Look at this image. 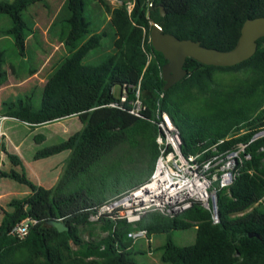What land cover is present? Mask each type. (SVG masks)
<instances>
[{"label":"trees","instance_id":"obj_1","mask_svg":"<svg viewBox=\"0 0 264 264\" xmlns=\"http://www.w3.org/2000/svg\"><path fill=\"white\" fill-rule=\"evenodd\" d=\"M42 1L0 0V14L10 20L0 33L12 37L19 56L25 53L26 33L32 32L22 13L30 4ZM96 1L108 13L114 33L112 52L96 64L82 62L88 51L99 46L105 32L89 29L87 0H65L68 14L59 22L57 38L67 55L45 81L39 105L34 107L29 95L3 102L5 115L29 127L75 115L81 128L64 141L34 151V157L39 158L71 150L52 187L36 185L21 168L1 173L21 184L27 193L2 211L0 264H137L133 259L137 250L127 237L134 228L145 230L146 237L165 234L159 256L163 263L264 264V208L256 205L264 199V36L256 39L250 57L231 66L205 65L186 57L185 75L163 90L160 67L165 59L152 48L148 35L150 24L156 22L163 32L177 38L230 50L242 22L264 16V0H131L129 10L126 0L113 7L106 0ZM3 62L0 49V84L6 79ZM215 69H243L246 75L233 84L214 85ZM123 86L128 98L138 86L144 105L141 115L130 114L126 104L123 108L108 105L117 99L113 89ZM156 106L167 113L176 128L183 155L205 160L244 145L238 152L240 165L232 183L215 191L217 221H212L207 208L192 201L174 216L159 211L144 213L134 227L123 218L100 214L96 221L105 233L83 239L81 227L91 224L90 215L118 190L94 198L88 187L74 186L76 177L89 174L92 166L102 169L106 155L118 148L127 151L130 144H139L147 159L145 175L122 184L136 187L145 181L158 154V127L153 118ZM134 136L138 142L130 139ZM7 157L12 166L21 164L17 156ZM97 173H91V181L102 178V172ZM26 216L35 220L27 234L23 238L11 235V228ZM49 217L58 218L67 229L56 230L46 223ZM190 227H195L192 243L177 245L172 241V230Z\"/></svg>","mask_w":264,"mask_h":264},{"label":"built area","instance_id":"obj_2","mask_svg":"<svg viewBox=\"0 0 264 264\" xmlns=\"http://www.w3.org/2000/svg\"><path fill=\"white\" fill-rule=\"evenodd\" d=\"M116 98L108 105L123 108L126 104L130 114H142L144 105L138 95V86L132 90L130 98L123 86L116 92ZM153 118L158 127L155 137L158 154L151 173L132 190H125L108 199L89 219H97L98 215L104 214V210H112V217L123 218L134 227L144 212L153 210L174 216L187 209L192 201H198L210 211L212 221L216 222L211 197L217 189L232 183L240 165L237 153L244 145L238 144L236 150H225L208 159L198 160L196 155L181 153L179 134L165 111H160L156 106ZM34 223L33 218L26 216L17 222L9 233L23 238L29 226ZM127 237L131 240L146 237L145 230L131 229L127 232Z\"/></svg>","mask_w":264,"mask_h":264},{"label":"crops","instance_id":"obj_3","mask_svg":"<svg viewBox=\"0 0 264 264\" xmlns=\"http://www.w3.org/2000/svg\"><path fill=\"white\" fill-rule=\"evenodd\" d=\"M63 4L65 6V0H63ZM29 6L26 9V14H27L26 21H27V25L31 28L32 32L26 33L25 35V53L23 56L17 55L16 50L13 46L12 37L8 34L0 33V49L3 50V59H4L2 68L6 71V79L4 82L0 84V159L5 160L6 164L8 165L9 163H7V158H8L7 154H12L14 156H17L21 164L14 166L16 170L18 169V167H20L22 170H24L26 177L30 179L32 182H34L36 185H40L44 188H50L55 184L58 178L57 171L55 173H52L53 167L55 168L57 166L58 158L56 160H52V158L54 157L55 159V157H58L59 155H62L61 156L62 159L69 158L71 154V150L66 149L39 158L34 157V151L38 149L39 146L46 144L47 142H54V140H58V138L59 140L64 141L69 135H71L72 133H74L75 131L81 128V123L77 120L75 115H71L55 120L53 122L43 123L34 127H29L27 123L5 115L7 108L3 104V102L15 101L16 99L20 98L21 95L31 92L33 94L37 93L39 96V103H40L41 90L45 81L51 75L54 69L58 66V64L61 62L64 56L67 55L65 46L57 38L59 22L61 19L65 18L68 14L67 9L65 8L66 9L65 15L55 22L53 28V35L55 39L58 41L59 45H61L62 48L64 49L65 54L62 57H60V59L56 63L53 62V60H50L49 62L50 65L48 66L47 74L42 78L38 76L39 71L42 68V65L40 66L35 65V63L36 62L41 63V61L39 60V56H40L39 50L42 46V40H41L42 34L37 27L36 21L33 19L32 15L28 12ZM8 26L9 24L3 26L0 25V29L6 28ZM89 29L91 30V32H98L97 30H93L92 27L91 28L89 27ZM113 39H114V33L112 30L111 47L108 50V53L105 54V56L111 53L113 50V46H112ZM98 47L99 48L101 47L100 44ZM98 47L92 50H95ZM88 52L85 54V56L82 59L83 63H85L84 62L85 59H88V55L90 56L92 54V53L88 54ZM52 53L53 52H50L47 55V57L44 59V63L50 59ZM29 69H31L32 71L29 72L28 71ZM35 78L38 79L37 83L35 82ZM35 85L37 86V88H34ZM71 119H74L76 121L75 126L77 128H74V126L68 127L69 124L68 122ZM59 124H61L60 131L48 129L50 125H59ZM18 125H21V127ZM43 129L45 130L48 129L47 135L42 133ZM36 132L38 133L36 135L35 138L36 140H35L34 138L31 137V134ZM53 144L56 143H52L50 145ZM46 160H49L51 162L45 163ZM27 166L30 168V170ZM3 177H4L3 178L4 181L6 182H2V184L0 185V218L2 211L9 209L8 204L12 200L21 198L27 193V190H25V188L21 184L15 182L13 179L12 180L14 182L9 181V179L6 176ZM115 194L117 193L115 192L112 195L114 196ZM112 195H110V197H112ZM192 228L194 229V234H195V227ZM139 239H143L142 245L146 246V251L144 254L145 257H151L153 254V250L157 248L159 249L158 258L156 259L151 257V261L153 262V264H169V263H163L159 259L160 246L163 244L165 240V234L151 233L148 237H143V238L136 237L132 240V246ZM177 245H185V244H177ZM144 262L148 263L150 262V260L144 258Z\"/></svg>","mask_w":264,"mask_h":264},{"label":"rangeland","instance_id":"obj_4","mask_svg":"<svg viewBox=\"0 0 264 264\" xmlns=\"http://www.w3.org/2000/svg\"><path fill=\"white\" fill-rule=\"evenodd\" d=\"M106 1L108 2V5L110 7H113L119 4L115 0H106ZM131 4H132L131 0L125 1V5L127 7H130ZM65 8L66 7L63 4V0H43L42 2L33 3L28 8V12L32 15L33 19L36 21L37 27L42 34V37H41L42 46L39 50V54H40L39 60L41 61V63H38V62L35 63V65H39V66L42 65V68L40 69L39 74H38V76H40L41 78L47 74L48 66L50 65L49 63L50 60H53V62L56 63L60 59V57H62L65 54L64 49L62 48L61 45H59L58 41L55 39L53 35L54 24L58 19L62 18L65 15V10H66ZM85 14L90 19V25H89L90 28L92 27L93 30H97L98 32H101V31L105 32V35L101 37V41H100L101 47L100 48L98 47L95 50H90L88 54L89 53H92V54L90 56L87 54L88 59H85L84 61L87 64H96L101 59H103V57H105V54L108 53V50L111 47L112 28L109 23L108 13L97 3L96 0H87L86 6H85ZM22 16L25 19L27 18L26 11H23ZM6 24H10V20L8 16L6 14H0V25L3 26ZM50 52H53L52 56L47 62L44 63V59L47 57V55ZM245 75L246 74L244 73L243 69H236V70L215 69L212 71V81L214 85H229V84H233L239 81ZM35 82L36 83L38 82L37 78H35ZM34 88H37V86L35 85ZM113 90H114V93L118 91L117 89H113ZM25 95H29L32 105L34 106L38 105L39 96L37 93L36 94H33L32 92L27 93V94L21 95L20 98H24ZM68 123H69L68 127L74 126V128H77L75 126L76 121L74 119H71ZM18 126L21 127V125H18ZM60 127H61V124L50 125L48 129L60 131ZM48 129L47 130L43 129L42 133L47 135ZM37 133L38 132L32 133L31 137L34 138L37 135ZM130 139L132 141L133 139L135 141L137 140L136 136L131 137ZM60 141L61 140H59L58 138V140H54V142H47L46 144L39 146V148L44 147V146H49L52 143H58ZM138 145L130 144L128 146L127 151H124L123 149L121 150V147L118 148L117 151H114L106 155L107 157L106 164L105 166H102V169L99 167L97 170H95L92 166L91 169L87 171L89 174L85 172L81 173L78 177H76L74 183L73 181L72 183L74 184V186L78 185V186L88 187L89 193L92 196L94 195V198L100 197L101 195L106 196L108 193L114 190H118L117 194L125 190H132L135 187L130 186V184L124 185L122 184V182L126 181V182L132 183L136 181L137 179H140L142 176L145 175L144 171L146 170V167H147L146 156L142 153ZM61 156L62 155H59L58 157H55V159L54 157L52 158V160H56L58 158L57 166L55 168L53 167L52 169V173H55L57 171L58 178L61 176L62 171L65 167V163L68 159V158L62 159ZM49 162L51 161L49 160L45 161V163H49ZM7 163L9 164L7 165L5 160L0 159V185L2 184V182H6L4 181L3 179L4 177L1 175V173L9 172L10 169L16 170L14 166H12L8 158H7ZM20 170H21L20 167H18L16 171H20ZM97 172H102L99 175L100 177L102 176V178H99L98 181L97 180L91 181L90 179L91 173L95 174ZM7 178L9 179V181L14 182L11 178L9 177ZM4 184H7V183H4ZM110 198L111 197L109 196L101 206H104L107 200ZM256 205L259 208H264V199H261L258 203H256ZM151 211H147V212H151ZM147 212H144V213H147ZM103 213L113 215L112 210L111 211L104 210ZM90 221H91V224L81 227L80 236L83 239H87L90 236L92 237L100 236L105 233L101 229L100 227L101 225L99 222L96 221V219L94 220L90 219ZM170 237L177 244H188L193 241L194 229L190 227L185 230H172L170 232ZM142 240L143 239H139L136 243L133 244V250H137V253L133 255V259L137 264H153V262L151 261V257L157 259L158 254H159V249L157 248L153 250V254L151 257H145L144 254L146 251V246L142 245V242H143ZM71 246L73 248L75 247L73 244H71ZM144 258H147L148 260H150V262L148 263L144 262Z\"/></svg>","mask_w":264,"mask_h":264},{"label":"water","instance_id":"obj_5","mask_svg":"<svg viewBox=\"0 0 264 264\" xmlns=\"http://www.w3.org/2000/svg\"><path fill=\"white\" fill-rule=\"evenodd\" d=\"M115 1L120 4L124 0ZM125 7L129 10L131 5ZM160 13L163 14L161 7ZM148 35L152 48L159 51L165 59L160 67V76L164 81L162 89L165 90L185 75L183 62L186 57L213 66H231L250 57L255 51L256 39L264 36V16L246 18L240 26L236 44L230 50H217L203 46L199 41L177 38L171 33L163 32L156 22L150 24ZM210 202L214 205L217 217L215 194L212 195ZM46 223L58 231L67 229L58 218L49 217Z\"/></svg>","mask_w":264,"mask_h":264}]
</instances>
